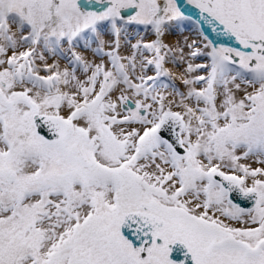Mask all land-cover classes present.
Instances as JSON below:
<instances>
[{"label":"snow or ice","instance_id":"snow-or-ice-1","mask_svg":"<svg viewBox=\"0 0 264 264\" xmlns=\"http://www.w3.org/2000/svg\"><path fill=\"white\" fill-rule=\"evenodd\" d=\"M186 5L0 0V264H264V0Z\"/></svg>","mask_w":264,"mask_h":264},{"label":"rangeland","instance_id":"rangeland-1","mask_svg":"<svg viewBox=\"0 0 264 264\" xmlns=\"http://www.w3.org/2000/svg\"><path fill=\"white\" fill-rule=\"evenodd\" d=\"M182 33V35H181ZM184 36H187L190 40L195 38V32L190 24L183 25L179 30L175 31V34L169 36V40L183 39Z\"/></svg>","mask_w":264,"mask_h":264},{"label":"water","instance_id":"water-1","mask_svg":"<svg viewBox=\"0 0 264 264\" xmlns=\"http://www.w3.org/2000/svg\"><path fill=\"white\" fill-rule=\"evenodd\" d=\"M181 4L182 6L187 7L186 2H184L183 0H181Z\"/></svg>","mask_w":264,"mask_h":264},{"label":"flooded vegetation","instance_id":"flooded-vegetation-1","mask_svg":"<svg viewBox=\"0 0 264 264\" xmlns=\"http://www.w3.org/2000/svg\"><path fill=\"white\" fill-rule=\"evenodd\" d=\"M184 2H186V0H183Z\"/></svg>","mask_w":264,"mask_h":264}]
</instances>
